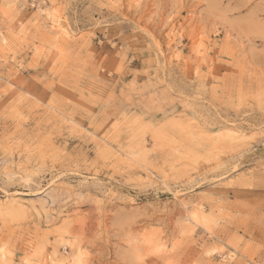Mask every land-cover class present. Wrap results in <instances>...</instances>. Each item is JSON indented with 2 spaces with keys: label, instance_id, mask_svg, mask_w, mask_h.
Returning <instances> with one entry per match:
<instances>
[{
  "label": "rangeland",
  "instance_id": "374dc122",
  "mask_svg": "<svg viewBox=\"0 0 264 264\" xmlns=\"http://www.w3.org/2000/svg\"><path fill=\"white\" fill-rule=\"evenodd\" d=\"M0 264H264V0H0Z\"/></svg>",
  "mask_w": 264,
  "mask_h": 264
}]
</instances>
